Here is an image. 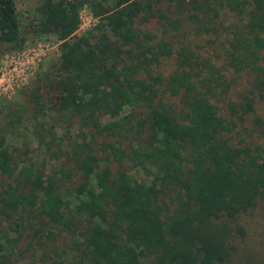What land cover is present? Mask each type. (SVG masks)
I'll return each mask as SVG.
<instances>
[{"label": "trees", "instance_id": "16d2710c", "mask_svg": "<svg viewBox=\"0 0 264 264\" xmlns=\"http://www.w3.org/2000/svg\"><path fill=\"white\" fill-rule=\"evenodd\" d=\"M51 36L0 98V264H264V0H0V56Z\"/></svg>", "mask_w": 264, "mask_h": 264}, {"label": "rangeland", "instance_id": "374dc122", "mask_svg": "<svg viewBox=\"0 0 264 264\" xmlns=\"http://www.w3.org/2000/svg\"><path fill=\"white\" fill-rule=\"evenodd\" d=\"M34 2L35 0H16L23 25L32 15ZM93 22L87 9H82L81 27L78 31L81 32ZM48 41L27 42L22 50L5 52L0 56V98L15 96L20 86L28 82L40 64L49 58H55L57 41L52 36ZM242 223L246 233L237 238L239 257L242 260L255 257L264 261V217L249 214L243 217Z\"/></svg>", "mask_w": 264, "mask_h": 264}, {"label": "built area", "instance_id": "2783aa9c", "mask_svg": "<svg viewBox=\"0 0 264 264\" xmlns=\"http://www.w3.org/2000/svg\"><path fill=\"white\" fill-rule=\"evenodd\" d=\"M84 10H86V8H83ZM81 12H82V10H81ZM90 14V13H89ZM80 17H81V13H80ZM80 27H81V24H80ZM80 27H79V29H80ZM17 54V53H16ZM30 72L32 73V71L30 70ZM22 86V85H21ZM20 86V87H21Z\"/></svg>", "mask_w": 264, "mask_h": 264}]
</instances>
